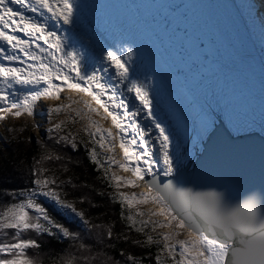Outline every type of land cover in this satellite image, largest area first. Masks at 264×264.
Wrapping results in <instances>:
<instances>
[{
	"label": "snow or ice",
	"instance_id": "obj_1",
	"mask_svg": "<svg viewBox=\"0 0 264 264\" xmlns=\"http://www.w3.org/2000/svg\"><path fill=\"white\" fill-rule=\"evenodd\" d=\"M76 7L75 0H0V121L5 120L8 114L15 117L24 114L34 116L39 102L46 97L59 100L65 89L87 93L104 110L105 119L111 118L117 133L114 135L112 128H105L89 115L99 111L92 107L91 102L85 101L84 108L72 109L78 101L68 95L69 103L46 105L41 113L48 117L50 124L44 129L45 138L56 145L79 150L76 136L65 133V122L51 123V118L53 113L58 115L68 109H72L81 120L87 117L89 123L84 131L93 144L91 149H87L85 144L89 159L103 170L108 186L117 190L109 195L120 203V216L127 221V228L146 236L145 241L132 240L133 244L141 247L157 244L156 264H164L161 254L165 252L172 264H264V206L256 198L231 207L214 192L180 189L171 181L165 185L157 183L156 171L161 165L167 176L177 172L182 160L173 150L169 130L154 115L152 82L147 76L143 80L132 78L134 49L131 47L106 50L99 67L93 66L89 71L83 53L71 47L66 42L67 38L55 30L59 25L77 22ZM21 33L24 35H19ZM40 41L47 47H42ZM130 96L138 101L135 107ZM142 115L154 126V137L153 127L142 124ZM70 120L74 122L75 117ZM117 136L122 159L114 155ZM40 147L45 151L30 170L32 187L8 191L6 195L11 202L0 205V264H32L23 253L29 248H39L40 244L35 239L22 238L30 232L78 241L73 245L74 252L60 257L64 264H94L97 260L99 264H120L106 252L93 251V245L85 243L79 232L55 221L45 204L38 202H51L79 217L86 230L94 233L100 243L105 236L113 239V226L90 222L75 204L61 198L57 189L71 181L58 183L55 177L46 175L48 168L38 166L47 161H59L62 157L53 153L46 143L41 142ZM98 148L101 152L97 151ZM113 166L123 171L130 169L139 180L151 175L148 183L156 189V195L119 191L124 187H135L136 182L111 171ZM64 170L67 171L66 165ZM149 199L163 207L151 212L148 219H143L145 212L137 205ZM83 201L82 197L80 202ZM165 214L170 216L167 221L151 219L152 216ZM174 221L176 230L159 234L158 239L154 240L151 234L145 232L150 228V232L154 233L157 228L170 226ZM184 228L192 234L187 239H179V230ZM115 238L129 240L127 236ZM120 255L123 257L125 254L121 251ZM126 261L141 264V258L131 253L126 256Z\"/></svg>",
	"mask_w": 264,
	"mask_h": 264
},
{
	"label": "bare ground",
	"instance_id": "obj_2",
	"mask_svg": "<svg viewBox=\"0 0 264 264\" xmlns=\"http://www.w3.org/2000/svg\"><path fill=\"white\" fill-rule=\"evenodd\" d=\"M75 3L77 5L75 12L77 22L73 25H59L55 30L58 31V34L67 38L66 42L71 47L83 53L85 66L88 70L90 71L93 66L99 67L101 57L106 50L131 47L134 49L131 62L132 78L143 80L147 76L151 80L154 115L169 130L173 150L180 156L182 164H188V170L180 171L171 179L172 184L177 188L188 189L192 192L217 193L231 207L253 197L264 206V187L261 188L263 191L258 192V196L255 197V191L252 192L255 186L248 191L247 183H240L255 180V178L263 175L264 172L260 171L255 175V168L259 170L264 166V161H262L264 158V142L262 141L263 144L257 153L244 160L241 165L242 160L238 157L239 154H244L257 141L261 140L256 139L252 134L233 139L223 131L216 129V125L202 113L194 98L177 77V74L153 47L146 35L137 27L118 0H75ZM224 3L234 26L238 28L241 35L244 44L242 46L245 47L247 52L248 69L264 90V13L261 8L259 11V8L256 10L255 0H224ZM262 8L264 9V0H262ZM127 23L133 27L134 32L127 31L125 28ZM19 35L23 36L24 34ZM39 43L42 47H47L43 44V41ZM28 63H31V61H28ZM104 63L107 64L106 61ZM19 66L23 67L24 65L20 64ZM68 95L82 98L84 102H91L94 108L99 109L102 118L105 119L106 113H104V110L87 93L69 92L65 89L61 93L60 99ZM129 98L132 106L135 107L138 101L132 96ZM46 101H57V99L46 97L41 102ZM35 116L36 114L34 116L24 114L15 117L8 114L6 118L26 117L33 120ZM140 119L142 124L153 127L152 137H154L156 130L151 125V121H145L143 115ZM105 120L115 129L116 134L117 129L113 126L111 118L108 117ZM3 121H0V123ZM152 137L147 138L151 139ZM117 140L119 143V136H117ZM119 151V157L122 159L123 153L120 147ZM223 161L227 162V166L218 175L223 173L220 178L225 176L224 180H228L229 183H240L243 187L239 186V190L231 189L223 183H215L219 181L214 170L219 168ZM159 170L163 172V165ZM234 170L235 173H231ZM118 171L125 177L134 180L136 182L135 187L141 193L156 195V191L144 180H139L130 169L128 171L119 169ZM227 176L228 178H226ZM146 203L154 212L163 207L162 204L150 199ZM159 219L167 221L170 216L167 214L159 215ZM172 224L176 225V222L174 221ZM179 231L182 237L186 239L192 234L188 228Z\"/></svg>",
	"mask_w": 264,
	"mask_h": 264
},
{
	"label": "trees",
	"instance_id": "obj_3",
	"mask_svg": "<svg viewBox=\"0 0 264 264\" xmlns=\"http://www.w3.org/2000/svg\"><path fill=\"white\" fill-rule=\"evenodd\" d=\"M58 115L53 113L51 120H54ZM73 117L74 115L67 116L66 121H70V118ZM23 122H12L4 129V132H0V205L11 202V198L6 195L8 191L32 187L30 170L35 160L45 151L40 147L41 142L46 143L48 148L53 153L59 154L62 159L47 161L38 167L48 168L49 171L46 175L52 174L58 183L70 180L71 183H65L61 188H58L61 196L72 197L90 222L113 226V239L109 240L105 236L103 243H100L95 234L89 233L75 215L59 209L51 202L38 201L45 204L53 219L71 231L79 232L85 243L93 245V251L106 252L114 260L120 261V264H129L126 261V256L129 253L141 258V264H156L154 257L157 254L158 245L154 243L141 247L132 243V240L145 241V234L127 228V221L122 220L120 216V203L114 201L112 195H109L115 194L117 190L108 186L103 170L98 169L97 165L90 161L85 144L78 136L72 133L76 136L79 144V150H73L70 147L56 145L48 141L43 132L37 136L33 135L30 128L26 126L27 123ZM10 128L14 131H9ZM21 128L24 130L20 131ZM64 129L65 133L70 132L66 126ZM91 146L93 147V144L88 142L87 149H90ZM97 151L101 152L99 148ZM101 159H103L102 156ZM65 165L67 171L64 170ZM82 197L84 198L83 203L80 202ZM124 211L127 215V209ZM145 232L151 234L150 228L145 229ZM117 236H127L129 240L116 239ZM152 236L154 240L159 238L157 234ZM22 238L35 239L40 244L39 248H29L23 253V256L30 259L32 264H64L60 257L74 252V243H79L59 235H37L34 232H30ZM160 243L162 246V242ZM108 245H113V247H108ZM121 251L125 254L123 257L120 255ZM94 264H99V260Z\"/></svg>",
	"mask_w": 264,
	"mask_h": 264
},
{
	"label": "rangeland",
	"instance_id": "obj_4",
	"mask_svg": "<svg viewBox=\"0 0 264 264\" xmlns=\"http://www.w3.org/2000/svg\"><path fill=\"white\" fill-rule=\"evenodd\" d=\"M255 8H256V10H257V8H259L258 11L261 8L262 12L264 13V9L262 8V0H255ZM72 98L75 99L76 101H78V103L72 105V109L84 108L85 102L83 101L82 98H78V97H74V96H72ZM67 103H69L67 97H63L62 99L57 100V101L41 102V103H39L37 105V113H36V116H35V118L33 120H30L29 118H26V117L17 118V119H8V118H6L2 123H0V132L1 133L4 132V129H6L7 126L11 125L12 122H18V121L22 122V121H24L23 123H27L26 126L30 128V131L32 132L33 135L37 136V135H40L41 132L45 133L44 129L50 126V124L48 122V117L46 115H42L41 114V113L44 112L46 105L55 106V105H58V104H67ZM92 107H93V104H92ZM72 109L61 111L60 114L57 117L54 118V120H51V123H59L60 121H64L65 122V126L70 130V132L76 134L78 136V138L84 144L87 145V143L91 142V140H90V137L88 136V134L84 131V128L88 125L89 121H88L87 117H85L83 120H81L79 117H76V114H75L74 111H72ZM69 115H74V117H75L74 122H72L71 120L70 121H66L67 116H69ZM82 115H83V113H82ZM89 115H91L93 119L100 121V123L105 128H112L113 134L115 135V129L113 127H111L106 122L105 119L102 118V116L100 114V111H98V113H89ZM37 124H39L40 127H36ZM253 137H255L256 139H260L261 138L259 135L258 136H253ZM262 141L264 142V139H261V141H259V142L257 141L256 142L257 144L255 143L254 146L251 147L244 154H239L238 157L241 158V160H242V161L240 160L241 161V165L244 163V160H247L250 156H252V155L257 153L258 149L263 144ZM91 148H92V146H91ZM99 151H101V150L99 149ZM103 151L107 152V149H104ZM119 154H120L119 143H118V140H116V147H115V150H114V155H115V157L117 159H120ZM262 161H264V158L262 159ZM226 166H227V162L223 161V162H221L220 167L214 170L215 176L217 175L218 181H219V182H215L216 184L217 183L218 184H222L223 183L224 185L229 186L231 189L233 188V189H236V190L238 189L239 190V186L243 187L240 183H247L248 191L251 190L252 188H254V186H255V189L252 191V192L255 191V197L258 196V194H259L258 192L263 191V190H261V188L264 187V173L259 178H255V180H248V182L243 181V182H240V183H237V184L234 183V182L233 183H229L228 180H224L225 176H223V178H220L223 173L218 175V173H220V171L223 170ZM118 170H119V168L116 167V166H113V168L111 169V171L116 172L117 175L124 176ZM259 171L260 172H264V166L261 169H259V170L255 168V175ZM231 173H235V170L232 171ZM48 176L53 177L52 174H48ZM226 178H228V176ZM57 191H59V189H57ZM119 191L127 192L129 194L132 193V192H136L138 194L141 193L139 190H137L136 187H124V188H121ZM61 198L65 199L66 201H68L70 203L75 204L77 210L78 211H82L81 207L76 205V203H75V201H74V199L72 197H69V196L63 197V196H61ZM137 207L141 211L145 212V216L143 217V219H148L150 214H151V212H154L152 209L149 208V206L147 205L146 202L137 205ZM77 218L79 219V217H77ZM85 219H86V217H85ZM151 219L152 220H157V221H163V220L159 219V216H152ZM174 230H176L175 229V225L172 224V225L167 226V227L157 228L156 232H154V233L151 232V235L157 234L159 236V234L172 232ZM178 238L179 239H186V238L182 237L181 232H180V236ZM161 242L163 243V241H161ZM161 255H162V258L164 260V264H172V261L170 259H167V255L168 254L166 252L162 253Z\"/></svg>",
	"mask_w": 264,
	"mask_h": 264
},
{
	"label": "water",
	"instance_id": "obj_5",
	"mask_svg": "<svg viewBox=\"0 0 264 264\" xmlns=\"http://www.w3.org/2000/svg\"><path fill=\"white\" fill-rule=\"evenodd\" d=\"M221 1H224V0H221ZM230 21H232L231 17H230ZM232 29L234 30L236 41L240 45H244L243 41L241 39V35L239 33L238 28H236L234 26V28H232ZM242 54H244V53H240V51H239L237 56H238L240 61L241 60L243 61L244 68L248 70L249 75L254 80V83L252 84V89L254 91L253 94H254V97L256 98L257 102H258L257 106H259V108L254 111V115L251 116V117L249 115H247V116H244V118H242L240 120L241 116L237 115L235 118L238 119L240 122H243V123H241L238 126L237 123L239 121H235L233 119L232 120L233 121V125H237V129H235V131H233V130L230 131L229 127L226 125V123H229V121L225 120V118H224V116L226 114H221L220 113V116L217 117V112H216L215 114L213 113V114H211V116H209L208 110H205L202 107V105H201L202 103H200L199 101L196 100L197 99L196 95L194 93H191V91L187 87L186 83L183 82L180 77H178V78L181 80V82L186 87L187 91L194 98L195 102L199 106V108L202 111V113H204L206 115V117L209 120H211L216 125V129H219L220 131H223L224 133H226L227 135H229L233 139H235V138L238 139V137H243L245 135H248V134L251 135L252 134L254 136H258L259 135L261 137L260 138V140H261V139H264V108H263L264 107V90L261 88V85L258 84L256 77L252 76V73L250 72V69H248V64H247V61H246V60H248V57H246L245 55L241 56ZM206 100H208V99L206 98ZM216 107H218V106H216ZM187 165L188 164H185V165L180 164L178 166V169H177L176 173L170 174V175H167V176H165L162 171L157 170L156 171V181H157V183L160 184V185H165L166 183L171 181V179L174 178L180 171L182 172V171L188 170V166ZM151 179H152V176L151 175H147V176H145L144 181L149 185L148 181L151 180ZM152 189H154V188H152ZM154 190L156 191V189H154Z\"/></svg>",
	"mask_w": 264,
	"mask_h": 264
},
{
	"label": "flooded vegetation",
	"instance_id": "obj_6",
	"mask_svg": "<svg viewBox=\"0 0 264 264\" xmlns=\"http://www.w3.org/2000/svg\"><path fill=\"white\" fill-rule=\"evenodd\" d=\"M264 108V107H263Z\"/></svg>",
	"mask_w": 264,
	"mask_h": 264
}]
</instances>
